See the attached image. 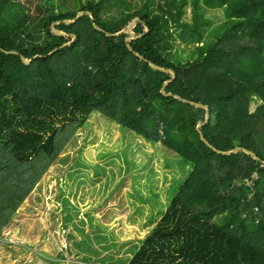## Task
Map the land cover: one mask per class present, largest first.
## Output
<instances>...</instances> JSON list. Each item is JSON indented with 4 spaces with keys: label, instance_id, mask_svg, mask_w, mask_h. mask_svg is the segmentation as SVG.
<instances>
[{
    "label": "trees",
    "instance_id": "obj_1",
    "mask_svg": "<svg viewBox=\"0 0 264 264\" xmlns=\"http://www.w3.org/2000/svg\"><path fill=\"white\" fill-rule=\"evenodd\" d=\"M186 2L0 0V235L96 112L184 161L127 264H264V0H194L197 40L208 12L224 24L184 63L166 51Z\"/></svg>",
    "mask_w": 264,
    "mask_h": 264
},
{
    "label": "rangeland",
    "instance_id": "obj_2",
    "mask_svg": "<svg viewBox=\"0 0 264 264\" xmlns=\"http://www.w3.org/2000/svg\"><path fill=\"white\" fill-rule=\"evenodd\" d=\"M186 1L183 25L170 23L174 46L166 51L184 63L196 59L197 47L224 24L222 10L208 12V25L200 27L205 37L197 40L194 0ZM127 2L134 11L144 4ZM157 3L166 8L168 0ZM108 15H119V9L110 6ZM256 108L253 103L251 111ZM178 163L184 165L162 144L153 146L93 113L4 228L0 264H127L162 220L160 212L168 209L169 195L182 182L185 174Z\"/></svg>",
    "mask_w": 264,
    "mask_h": 264
},
{
    "label": "water",
    "instance_id": "obj_3",
    "mask_svg": "<svg viewBox=\"0 0 264 264\" xmlns=\"http://www.w3.org/2000/svg\"><path fill=\"white\" fill-rule=\"evenodd\" d=\"M84 15V12H82L80 15H79V17H81V16H83ZM68 22H72V21H68ZM58 34H60V35H64V36H66V33H64V32H57ZM116 35H120V34H116ZM74 36V38L75 39H77V36L76 35H73ZM128 42L130 41V39H128L127 40ZM72 43H69V44H66V45H64V46H62V47H65V46H69V45H71ZM23 61H24V63H26L27 65H29V63L25 60V59H23ZM157 68H160V67H158V66H156ZM166 85H168V83L166 84ZM169 95H171V94H169ZM196 106H200V107H202V105H198V104H195ZM209 120V114H207V120H206V123H201V124H199V126H198V128H197V130H198V132H201V128L205 125V124H207V121ZM201 139H202V141L210 148V149H212V147L206 142V140H205V137L203 136V135H201ZM239 151H241V150H239ZM239 151H236L235 153H238ZM235 153H230V154H223L224 156H231V155H233V154H235ZM248 154L249 155H251V156H253V157H255V155L253 154V153H251V152H248Z\"/></svg>",
    "mask_w": 264,
    "mask_h": 264
},
{
    "label": "crops",
    "instance_id": "obj_4",
    "mask_svg": "<svg viewBox=\"0 0 264 264\" xmlns=\"http://www.w3.org/2000/svg\"><path fill=\"white\" fill-rule=\"evenodd\" d=\"M257 232H258L257 228H253V231L251 230L250 235L246 238V241L253 247L258 242V234H257ZM250 238H252V239L250 240Z\"/></svg>",
    "mask_w": 264,
    "mask_h": 264
}]
</instances>
